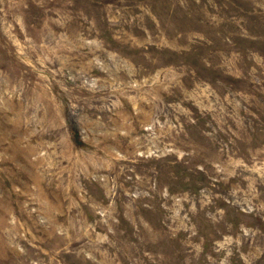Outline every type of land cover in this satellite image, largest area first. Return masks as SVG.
Wrapping results in <instances>:
<instances>
[{"label":"rangeland","instance_id":"rangeland-1","mask_svg":"<svg viewBox=\"0 0 264 264\" xmlns=\"http://www.w3.org/2000/svg\"><path fill=\"white\" fill-rule=\"evenodd\" d=\"M0 264H264V0H0Z\"/></svg>","mask_w":264,"mask_h":264}]
</instances>
